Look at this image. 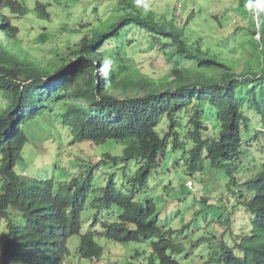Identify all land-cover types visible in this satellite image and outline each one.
Segmentation results:
<instances>
[{"label": "trees", "instance_id": "obj_1", "mask_svg": "<svg viewBox=\"0 0 264 264\" xmlns=\"http://www.w3.org/2000/svg\"><path fill=\"white\" fill-rule=\"evenodd\" d=\"M77 1L69 0L71 5L67 6L61 1L57 3L56 8L67 15L68 23L69 19L76 22L74 10L80 7L75 5ZM16 2L0 0L3 34L0 37V219L12 212L13 218L21 220V224L8 226L1 247L4 253L11 250L22 264H62L67 255L60 243L83 230L82 214L88 205L95 222L102 225L103 232L97 235L119 243L151 239L160 232L157 221L151 220L157 215L155 203L148 201L138 206L135 199L150 187L151 178L168 157L166 148L172 135L175 145L183 146L180 138L187 139V145L175 148L182 149L183 161L185 153L188 154L185 160L189 166H203L205 151L212 165L221 168L225 163L229 167L235 161L241 163L245 134L246 141H252L248 140L252 125L246 116V107L258 108L262 118L260 125L264 126V83L260 84L264 80V71L260 69L264 57L260 47L264 49V43L256 42V47L251 48L256 60L246 56L242 75L245 79L234 78L241 58L235 62L211 49L203 50L202 38L198 39V45H190L189 35L195 27L192 24L188 28L190 19L178 25L174 19H153L152 15L140 13L138 5L120 4L127 12L118 22L115 11L116 23L110 25L113 18L101 22V28L90 31L88 39L73 41L74 46L66 50L70 53L56 57L61 66L50 63L49 67H44L20 59L23 54L25 58L30 55L23 47L17 49L19 28L3 15L5 11L11 15L30 12L17 8ZM240 4L244 7L250 1L241 0ZM254 5L263 18L264 41V0H256ZM237 10L240 12L241 8ZM32 12L42 19L49 18L46 8ZM107 24L109 29L104 30ZM136 32L140 33L138 39H147L157 55L176 56L185 63L168 62L173 70L161 77L167 80H161L160 76L137 82L124 79L131 73L119 48L122 51L124 43L132 44L135 40L129 35ZM256 32L254 27L253 36ZM46 41V34L41 35L39 42ZM108 43H114L113 47L117 48L116 57L106 55ZM18 54L22 56L17 57ZM100 61L107 66V74H102L99 80L97 62ZM56 74L63 76L61 80L46 81ZM247 75L261 76L259 83H250L253 78ZM56 102L66 107L61 123L74 143L121 144L120 153H105L95 166H84V169L75 164L70 173L63 171L67 175L63 182H58L55 176L28 178L17 172L25 147L34 138L35 132L29 133L30 125L37 124L46 114L52 118L56 111L49 113L48 105ZM185 111L193 112L187 132L180 118ZM165 121L169 131L164 128ZM212 130L214 135H210ZM256 138L259 140V132ZM246 151L248 155L250 148L246 147ZM30 153L28 148L26 156ZM135 162H139L140 167ZM132 163L137 165L134 171L129 170ZM258 178L264 181V174ZM99 207H105L107 213H112L119 221L103 224L96 210ZM90 235L81 237L84 238L80 253L85 259L101 260L104 249L95 241L93 232ZM168 235L170 239L160 234L152 244L148 264H182L175 254H183L184 247L175 241L172 229L168 230ZM221 249L223 257L219 264L223 260L224 264H264V246L256 236H237L234 247L221 241Z\"/></svg>", "mask_w": 264, "mask_h": 264}, {"label": "rangeland", "instance_id": "obj_2", "mask_svg": "<svg viewBox=\"0 0 264 264\" xmlns=\"http://www.w3.org/2000/svg\"><path fill=\"white\" fill-rule=\"evenodd\" d=\"M41 1L50 5H35L36 0H32L28 5L17 6V8L22 7L29 10L30 12L27 14L11 15L12 13L5 11L3 15L9 17L11 23L19 28L17 39H19L20 45L17 49L23 47L30 55L25 58L24 52L14 51L23 54V56L18 54L17 57L22 56L20 58L22 61L28 59L29 63L44 67H49L50 63L61 66L60 60L56 57L70 53L66 50L69 46H74L73 41L88 39L91 35L90 31L94 32L101 28V22L104 23L112 19L115 11L117 12V20L127 12L123 7H117L124 4L121 0H79L75 5H96L95 9L97 10H89V13L83 15L82 10L76 9L74 10L76 22L69 19L68 23L67 15L61 13V10L57 9L56 6H58V1H61L65 6L71 5L68 3L69 0ZM240 1L127 0L124 5H138L140 13L152 15L153 19L156 17L165 18L169 21L174 19L178 25H182L190 19L188 28L195 24V27L191 28L194 30L193 33L189 35L191 43L198 45L196 44L199 42L198 39L202 38L203 50L211 49L218 55L231 57L230 59L235 62H237V58H241L237 62L240 68L236 72L233 71L236 73L234 78L244 77L243 79H245V76L242 75H244L246 56L255 58V55L251 53V48L256 47V42L262 43L263 18L261 13L255 10L256 0H249L250 4L244 7H240ZM49 6H51L48 10L51 16L48 19H42L32 12ZM238 7L241 8L240 12L236 11ZM97 14L99 17L101 16L98 19ZM81 18H83L82 22ZM113 23H116L115 17L110 25ZM83 24L85 27L82 26ZM254 27H256L257 32L253 36ZM44 34H46L47 41L40 43L39 39ZM139 36L140 33L138 32L130 33V39L134 38L135 41L132 44L124 43L122 51L119 48V53L123 55V60L130 70L129 73H131L124 79L137 82L140 79L145 80L147 77L160 76L161 78L162 75L170 74L173 70V66L169 63L178 62L180 65L185 63L183 59L176 56H168L167 58L162 54L157 55L155 51L151 50V45L147 39H138ZM113 46H115L114 43L106 45L105 53L107 56H117L118 50ZM261 50L264 52L263 47H260ZM71 61L73 64L76 63L75 59ZM71 61L69 60L68 63ZM101 67L106 71L105 66ZM260 69L264 71V57ZM260 77L250 75L249 78H253L250 83L254 85L256 82L259 83ZM54 79L56 78L46 81H53ZM165 79L167 80L166 77L161 78V80ZM263 83L264 80L260 84ZM48 107L49 113H53L54 110L56 113L53 114L52 118L46 114L39 119L37 124L30 125L29 133L35 132L34 138L32 137V140L30 139L27 143L23 159L19 161L16 167L17 172L27 171L28 178L42 179L46 176L42 168L46 169L49 175L51 171L49 165L55 166V173L56 169H59L58 174L56 173L58 176L61 169L71 172V168L75 164L92 167L103 159L105 153L110 152L116 155L120 153L121 144L113 143L102 146L92 143L71 144V136L68 132L63 131L61 125V117L66 107L62 106V102L51 103ZM245 111L248 112L247 115L251 119L250 125L252 126L248 140H252L253 157L251 158L252 167L247 165L248 159L246 160V168L235 174L236 180H242L243 183L255 177L264 165V142L256 138V128L261 129L259 135L264 136V126L260 125L262 119L259 117L260 114L252 108L247 107ZM192 113L184 112L180 115L184 126H186L185 132H187ZM164 128L169 131L167 121L164 123ZM216 132H219L218 127H216ZM210 135H214V130L211 131ZM244 139L246 141V134ZM28 148H30L31 153L26 156ZM170 148L173 149V142H171ZM243 149L246 151V143H244ZM169 154L170 156L165 158L159 172L151 178L150 187L138 196V205L145 204L149 199L156 201L162 225L168 230L172 229L175 241L184 246L183 254H175V258L179 262L182 264H219V259L223 257L221 241L230 247H234L238 235L250 234L252 230L251 219L253 216L247 212L245 206L238 199L239 192L243 189L235 184V180L229 176L226 168L215 169L211 166L210 161L205 160L204 170L193 174L188 169L184 171L182 167L175 164L176 158L180 154L179 150L173 149ZM69 160L71 162L68 164ZM135 163L140 167L139 162ZM136 164L132 163L129 170H136ZM189 180L195 184L196 193L187 188L186 183ZM203 197L207 198V202L202 200ZM242 213L244 217H241ZM92 215L93 211L88 205L83 213L82 234L94 227ZM110 220H116L114 215L110 217ZM2 228L4 234L6 223H3ZM97 229L100 230V226H97ZM156 239L157 237L140 243L121 244L96 235L95 241L104 249L103 257L97 263L80 259L77 252L78 237L71 238L68 247L71 251L70 258L76 260L77 264H148L152 242ZM137 252H140V255H136ZM236 255L241 256V253L236 252ZM222 264H224V260Z\"/></svg>", "mask_w": 264, "mask_h": 264}, {"label": "clouds", "instance_id": "obj_3", "mask_svg": "<svg viewBox=\"0 0 264 264\" xmlns=\"http://www.w3.org/2000/svg\"><path fill=\"white\" fill-rule=\"evenodd\" d=\"M16 3H17V5H28L29 4V2H32V0H21V2H19V0H14ZM96 1H100V0H96ZM35 5H50V4H45V3H43L41 0H36V3H35ZM50 7L51 6H49V7H45L46 8V10L48 11L49 9H50ZM117 7H120V5H118ZM257 7V6H256ZM255 7V8H256ZM95 8H96V5H80V7H79V9L80 10H82L83 11V15H86L85 13H89V10H95ZM256 10V9H255ZM48 13H49V16H51V13H50V11H48ZM96 17H99L98 16V14H97V16ZM117 22H118V20H117ZM255 24V23H254ZM83 27H85V26H83ZM82 27V28H83ZM107 29H109V27H106L104 30H107ZM261 30H262V27H261ZM103 31V30H102ZM77 32V31H76ZM2 32L0 31V37H2ZM262 35V38H263V34H261ZM258 43H260V42H258ZM264 43V41L262 40V44ZM190 45H192V46H194L192 43L190 44ZM264 45V44H263ZM196 46V45H195ZM101 66H105L106 67V71H104L103 69H102V67ZM97 69H98V78H99V80L101 79V77H102V74H107V66L104 64V62L103 61H100V62H97ZM55 76V78L56 79H54L53 81L54 82H56V81H59V80H61V78L63 77L61 74H56V75H54ZM98 83H99V81H98ZM247 108V107H246ZM246 108H245V110H246ZM249 108V107H248ZM250 108H252L251 106H250ZM252 109H254L255 111H257L258 113H259V110H258V108L257 107H253ZM251 110V109H250ZM186 112V111H185ZM184 113V112H183ZM247 111H246V116L247 117H250V116H248L247 115ZM256 113V112H255ZM260 118H261V116H259ZM41 118V117H40ZM250 119V118H249ZM262 119V118H261ZM251 120V119H250ZM262 123V121L260 122V124ZM61 125H62V128L64 129L63 131H66V132H68V129L61 123ZM258 126H260V125H258ZM257 126V127H258ZM264 129V128H263ZM177 131H179V130H177ZM260 131H261V129H259L258 130V128H256V132H259V134H260ZM183 134H184V132H183ZM70 135V134H69ZM259 137H261V135H259ZM72 138V137H71ZM262 140V142H264V136L263 137H261V138H259V140ZM180 140L181 141H183L184 143H183V146H179L178 144L177 145H175V142H174V135H173V137H172V139L170 140V142H169V145H168V147L166 148V154L168 155V157L170 156V151L171 150H179L180 151V154L182 153V149H180V148H183L185 145H187V143H188V141H187V139L185 138V140L184 139H182V138H180ZM244 141V140H243ZM171 142H173V149H171L170 148V145H171ZM250 141H244L243 142V146H242V148H241V151H242V153H243V155H242V157H241V163L239 164V163H237V161H235V162H233L232 163V166L231 167H229L228 166V164L227 163H225L224 164V166L223 167H221V168H215L213 165H212V163H211V161L207 158V153L204 151L203 152V154H202V157H203V166L201 165L200 166V168H194L193 166H192V164L189 166V164H187L186 163V160H185V158L188 156V154H186L185 153V158H184V161H183V159L181 158V156H180V154L177 156V158H176V163L175 164H177L179 167H182V169L184 170V171H186L187 169H188V171H190L191 173H198V172H202L203 170H204V163H205V160H208V161H210V163H211V166L213 167V168H215V169H222V168H226V171H227V173L229 174V176L230 177H232V179L233 180H235V184L238 186V187H240L241 189H243V191L241 190L240 192H239V197H238V199H239V201H240V203L241 204H243L244 206H245V208L247 209V212L249 213V214H251L252 216H253V218L251 219V227H252V230H251V233L250 234H246L247 236H249V237H253V236H256L257 237V241L261 244V245H263L264 246V181L263 180H261L260 178H258V176L259 175H263L264 173V165L262 166V168H261V170H260V172L255 176V177H253V178H250V179H248L245 183H243L242 182V180H236V177H235V174H237L238 172H240V171H242V170H244L245 168H246V160H248L249 159V161L247 162V165L249 166V167H252V157H253V150H252V145H251V142L249 143ZM261 142V144H263ZM74 142H73V139H72V141H71V144H73ZM85 143H90V142H85ZM85 143H80V144H78V143H74V144H76V145H81V144H85ZM244 143H246V147H248V148H250V152H248L249 154L247 155L246 154V152L247 151H244V149H243V147H244ZM92 144H94V143H92ZM105 144H109V143H105ZM105 144H102V145H105ZM96 145V144H95ZM102 145H97V146H102ZM175 146H178V147H180V148H175ZM191 148V145L189 146V149ZM185 152V150L183 149V153ZM102 160V159H101ZM180 160V161H179ZM164 162H165V160H164ZM164 162H163V164H164ZM79 165V164H78ZM50 167H51V171H50V173H49V175H48V173H47V171H46V169H44V168H42V171L43 172H45L46 173V176H44V178H46L47 176H55L57 179H58V182H63L64 181V178L67 176V175H65L64 173H63V171L64 170H62L61 169V172H60V174L57 176L56 175V173L58 174V168L56 169V173H55V166H53V165H49ZM79 167H84V165H80ZM88 167H91V166H88ZM237 168V169H236ZM78 170V169H77ZM229 171V172H228ZM64 172H66V171H64ZM232 172V173H231ZM66 173H70V172H66ZM99 174H101V172H99ZM23 175L25 176V177H27V176H29L28 175V172L27 171H25V172H23ZM186 186H187V188L191 191V192H194V193H196L197 192V189H196V187H195V184L191 181V180H189L187 183H186ZM2 187V182H1V179H0V188ZM144 192V191H143ZM0 193H1V191H0ZM142 192H140L138 195H137V197H136V199H135V202L137 203V205H138V201H137V198H138V196L141 194ZM202 200L203 201H205V202H207V198H205V197H203L202 198ZM148 201H153L154 203H155V206H156V209H157V215L156 216H154L151 220H155V221H157V223H158V227H159V229H160V232H157L156 233V236H154V237H152L151 239H148V240H142V241H140V242H143V241H150V240H152L153 238H155V237H157V239H158V237L160 236V234L161 235H163L166 239H170V237H169V235H168V229H166L163 225H162V223H161V221H160V214L158 213V207H157V203H156V201L154 200V199H149V200H147L146 202H145V204L148 202ZM232 202V201H231ZM231 202H230V204H231ZM145 204H143V205H145ZM138 206H142V205H138ZM97 210V214H101V216H102V223L104 224V223H115V222H118L119 220H114V221H111L110 220V217L113 215L112 213H107V211H106V208L105 207H99L98 209H96ZM84 212H85V210H84ZM83 212V213H84ZM241 217H244L243 216V213L241 214ZM93 220H94V227L91 229V230H89L88 232H86L85 234H82V231L80 232V234L79 235H77V234H75V235H71V236H69L68 238H66V239H64L63 241H61V243H60V246L62 247V249L65 251V253H66V255H67V257H65V259H64V261H63V263L62 264H77L76 263V260L74 261V259H72V258H70L71 257V251H70V249H69V247H68V242H69V240L71 239V238H73V237H78L79 238V245H78V250H77V252H78V255H79V257H80V259H82V260H87V261H91V260H89L88 258H84L82 255H81V253H80V248H81V246H82V239L84 238V237H87V236H89V237H91V235H90V233L91 232H93V234H94V238H95V236L97 235V233L98 232H103V230H102V225H100L98 222L96 223L95 222V217H93ZM3 223H6V229H5V232L7 231L8 232V226H11V227H13L14 225H18V224H21V220L19 219V218H13V215H12V212L11 213H9L7 216L5 215V217H3L2 219H0V264H22L21 262L22 261H20L21 259L19 258V257H17L16 255H14L13 254V252H11V250L10 251H7V252H2V245H1V241H3L4 239H6V238H4L3 237V228H2V225H3ZM82 224H83V214H82ZM97 226H100V230H98L97 229ZM246 235H238V236H246ZM82 236H84L83 238H81ZM156 239V240H157ZM156 240H154L153 242H152V244L153 243H155V241ZM117 243H119V242H117ZM124 243H127V242H124ZM124 243H121V244H124ZM181 244V243H180ZM184 247V246H183ZM151 252H152V248H151ZM136 255H140V252H137L136 253ZM98 261H100V260H95V261H91V262H98ZM79 264V263H78ZM213 264V263H212Z\"/></svg>", "mask_w": 264, "mask_h": 264}]
</instances>
